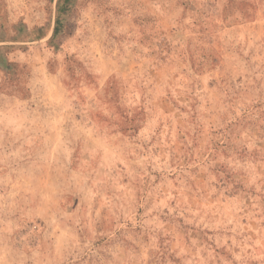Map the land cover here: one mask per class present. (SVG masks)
Wrapping results in <instances>:
<instances>
[{
  "label": "rangeland",
  "instance_id": "1",
  "mask_svg": "<svg viewBox=\"0 0 264 264\" xmlns=\"http://www.w3.org/2000/svg\"><path fill=\"white\" fill-rule=\"evenodd\" d=\"M0 0V264H264V0Z\"/></svg>",
  "mask_w": 264,
  "mask_h": 264
},
{
  "label": "trees",
  "instance_id": "2",
  "mask_svg": "<svg viewBox=\"0 0 264 264\" xmlns=\"http://www.w3.org/2000/svg\"><path fill=\"white\" fill-rule=\"evenodd\" d=\"M72 3V0H58V7H57V18H56V25L53 31V37L58 35L61 29L62 17L68 11Z\"/></svg>",
  "mask_w": 264,
  "mask_h": 264
}]
</instances>
